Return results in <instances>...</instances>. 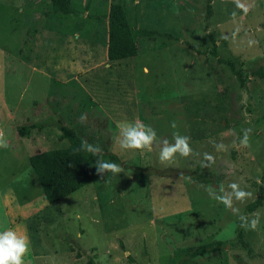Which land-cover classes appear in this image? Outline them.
Segmentation results:
<instances>
[{"label": "rangeland", "instance_id": "1", "mask_svg": "<svg viewBox=\"0 0 264 264\" xmlns=\"http://www.w3.org/2000/svg\"><path fill=\"white\" fill-rule=\"evenodd\" d=\"M69 1L78 16L52 13L49 0H0V129L9 142L0 149V231L28 235L25 264H264V199L252 212L258 228L246 230L206 191L238 184L253 193L236 203L250 215L246 205L264 188V0ZM113 3L125 10L135 57L109 61L106 21L87 17L107 15ZM209 37L217 58L246 76L243 85L209 55ZM49 116L116 155L125 171L94 169L88 185L48 205L28 159L67 142L53 127L25 137L15 130ZM137 118L158 140L189 137L192 155L165 163L158 145L120 149L118 122ZM244 129L247 146L239 142ZM205 153L214 157L207 167ZM239 230L248 251L227 245L202 257L174 255L227 244Z\"/></svg>", "mask_w": 264, "mask_h": 264}, {"label": "trees", "instance_id": "2", "mask_svg": "<svg viewBox=\"0 0 264 264\" xmlns=\"http://www.w3.org/2000/svg\"><path fill=\"white\" fill-rule=\"evenodd\" d=\"M52 13L68 14L74 17L79 14L71 7L69 0H49ZM211 16L210 1L206 6V23ZM88 18L102 19L107 23V47L106 57L109 61L124 60L135 57L138 53L136 41L132 29L127 21L125 10L121 4L113 3L108 8V13L105 16H93L88 14ZM143 35H153L154 31H140ZM212 48L209 50V55L215 58L217 64H225L229 67L231 73L243 85L246 82V76L242 75L240 71L236 70L233 63L230 61H223L216 56L215 42L213 38L209 37ZM262 73H252V76ZM53 127L59 133V140H65L67 146L61 149H54L40 152L29 157L28 164L35 176V179L41 188L43 198L48 205H53L65 197L79 191L92 180V172L95 167V158L91 154L84 151H77L80 149L83 141L74 129L63 125L60 119L52 116L28 125H21L16 127V133L19 137L27 136L32 130L40 132L44 128ZM102 158L106 161H112L121 165L119 158L112 154L103 151ZM133 172L144 176V173L137 167H132ZM179 175L192 176L186 173H176ZM194 181H199V177H192ZM257 187L256 199L246 205V212L252 213L262 203L264 196V188ZM227 245L231 248L235 246L241 247L243 250H249V245L243 239V232L238 231L234 241H229L227 244L224 241H211L209 243L201 244L195 248H176L174 249L175 256H189L202 257L207 254L218 253ZM88 264H94L91 259Z\"/></svg>", "mask_w": 264, "mask_h": 264}, {"label": "clouds", "instance_id": "3", "mask_svg": "<svg viewBox=\"0 0 264 264\" xmlns=\"http://www.w3.org/2000/svg\"><path fill=\"white\" fill-rule=\"evenodd\" d=\"M81 122L85 120L84 116L80 117ZM176 127L175 123L171 125ZM119 130L118 144L122 150H137L152 152L154 146H159V159L161 162L174 163L177 156L189 157L193 153V149L189 143V137L181 135L179 132L173 133V142L167 139L158 140L156 131L144 124L139 118L134 121H120L117 124ZM251 129H244L242 137H239L240 144L247 146ZM9 146L8 138L3 129H0V149H6ZM224 145H217V149L221 150ZM91 154L95 158L94 167L97 175L103 176L105 173H111L113 176H118L125 170L120 164L112 161H106L102 158L103 149L99 144L89 143L86 140L81 142L80 149ZM203 159L208 162L203 166H209L214 157L208 153L204 154ZM225 190L220 187L218 190L208 187L206 191L208 195L222 204L226 209L237 215L240 220V226L246 230H256L260 224V214L252 213L245 215L236 207V203L246 202L253 199V193L243 190L238 184L232 183ZM30 239L28 235L19 234L13 229H5L0 231V264H25V256L31 251Z\"/></svg>", "mask_w": 264, "mask_h": 264}, {"label": "crops", "instance_id": "4", "mask_svg": "<svg viewBox=\"0 0 264 264\" xmlns=\"http://www.w3.org/2000/svg\"><path fill=\"white\" fill-rule=\"evenodd\" d=\"M15 114V113H14Z\"/></svg>", "mask_w": 264, "mask_h": 264}]
</instances>
